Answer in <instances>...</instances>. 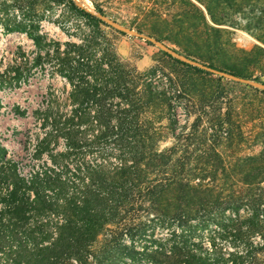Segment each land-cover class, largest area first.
<instances>
[{
    "label": "trees",
    "instance_id": "1",
    "mask_svg": "<svg viewBox=\"0 0 264 264\" xmlns=\"http://www.w3.org/2000/svg\"><path fill=\"white\" fill-rule=\"evenodd\" d=\"M184 1L195 29L211 27L201 7ZM198 1L213 20L227 21L207 0ZM217 2L235 13L257 7L247 28L264 42V0ZM57 5L64 10L54 18ZM95 8L107 15L99 3ZM11 9L18 17H8ZM2 13L3 32L25 33L33 48L18 44L2 52L0 84H16L39 68L62 76L69 89L60 98L64 105L36 111L48 128L35 155L45 153L49 161L27 174L0 142V264H262L264 151L248 157L245 168L223 164L217 145L231 143L238 127L230 112L214 118L211 105H181L187 117L180 122L172 101L185 90L177 86L172 93L155 79L156 68L140 72L123 61L103 25L125 31L76 0H0ZM70 14L84 24L71 31L62 23ZM43 20L79 40L50 36ZM163 52L186 75L211 73ZM259 66L264 72V59ZM13 110L23 114L18 105ZM169 132L174 141L162 147ZM59 138L66 149L53 152ZM156 230L165 233L157 237Z\"/></svg>",
    "mask_w": 264,
    "mask_h": 264
},
{
    "label": "rangeland",
    "instance_id": "2",
    "mask_svg": "<svg viewBox=\"0 0 264 264\" xmlns=\"http://www.w3.org/2000/svg\"><path fill=\"white\" fill-rule=\"evenodd\" d=\"M94 1L105 9L107 15L103 16L112 27L125 31L117 32L103 25L114 36L118 54L123 61L140 72L156 68L155 79L172 93L177 86L185 90L182 96L175 93L172 101L180 122H185L187 117L181 105H211L210 115L214 118L220 113L230 112L238 127L231 143L224 140L217 145V149L223 153V164L235 170L245 168L250 165L248 157L259 156L264 151V72L259 66L264 59L261 49L264 48V42L252 32L253 29L247 28L249 21L254 23V20L249 19L252 13L257 12V7L251 12L252 5H247L235 13L230 8L225 9V5L217 0H207L215 13L227 15V21L222 22L212 19L204 3L193 0L204 10L212 27L200 26L195 29L194 24L197 25V22L194 20V23L190 16L193 9L184 0H76L79 6L99 13ZM258 5L259 2L255 6ZM63 10L62 6L57 5L54 18ZM13 13L18 17L17 11L12 9L8 17L11 18ZM62 23L71 31L77 28L78 23L84 24L80 17L73 14ZM42 30L60 40H79L78 36L68 35L52 20H43ZM194 30L197 33L194 34ZM174 40L181 41V46L175 44ZM18 44L29 52L33 48L32 40L25 33H4L0 21V58L2 52L6 53V48L15 49ZM186 48L196 56H187L183 51ZM163 51L211 73L186 75L179 71V64H172L170 57ZM209 63H213L217 69L208 67ZM169 75L172 80L168 78ZM181 81L185 82V88ZM65 83L59 74L52 75L50 71L35 68L26 79L16 84H0V142L7 148V154L19 161L22 172L28 174L33 165L45 159L50 160L45 153L41 158L35 155L37 139L48 128L42 126V115L36 111H42L46 105H64L60 98L64 89H69ZM17 105L23 114L14 112L13 107ZM191 110L193 114L190 121L195 117L194 109ZM171 135L169 132L162 147L172 144L174 139ZM199 146L204 149L209 145ZM51 147L53 152L65 151V140L59 138ZM234 179H240L238 174ZM163 233L156 230L155 236ZM204 237L203 247L208 248L211 246L209 234L205 233ZM121 263L133 264L124 260Z\"/></svg>",
    "mask_w": 264,
    "mask_h": 264
},
{
    "label": "water",
    "instance_id": "3",
    "mask_svg": "<svg viewBox=\"0 0 264 264\" xmlns=\"http://www.w3.org/2000/svg\"><path fill=\"white\" fill-rule=\"evenodd\" d=\"M95 13V12H94ZM98 16H100L101 18L105 19L103 15H101L100 13H96ZM106 20V19H105Z\"/></svg>",
    "mask_w": 264,
    "mask_h": 264
}]
</instances>
